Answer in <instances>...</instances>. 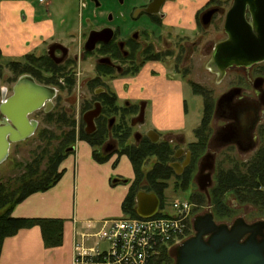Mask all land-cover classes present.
<instances>
[{"label":"flooded vegetation","instance_id":"flooded-vegetation-1","mask_svg":"<svg viewBox=\"0 0 264 264\" xmlns=\"http://www.w3.org/2000/svg\"><path fill=\"white\" fill-rule=\"evenodd\" d=\"M159 2H163L161 7H153V10L158 9V12L150 14L146 11L152 4H159ZM221 2H226V0H207L206 3L203 0H81L83 15L77 20V29L74 28L64 33L56 31L52 37L42 42L38 54L31 53L20 58L24 63L23 73L17 77L15 72L10 70L12 72L8 80L10 85L1 89L0 105L13 97L14 88L20 78L31 77L38 86L53 89L56 93L52 100L53 107L49 112L45 111L47 109L45 104L41 110L29 116L30 121L38 123L32 137L37 134L40 127L38 117L42 116L48 123L53 121L52 123L58 127L60 119L56 101L63 91L68 96L74 95L77 83L81 80L79 77L82 76L79 70L82 65L89 64L94 68V73L83 79L84 83L80 88L83 92L78 99L81 114L78 120L69 115L71 119H74L78 130L86 134L88 125L84 121V114L99 109V116L94 119L95 132L92 135L86 134L95 143L92 145L91 142H87L89 146L99 151L103 157H112L120 155L125 149H139L145 140L154 144L148 135L154 134L153 138L158 135V143L169 146L172 151V160L168 163V167L173 172L175 186L177 179L182 177L193 163L192 148L198 143V138L194 132L196 141L184 147L185 136L181 130L177 133L170 132L165 138H162L155 128L141 133L147 125L146 114L151 103L149 100L141 99L138 95L130 93L132 91L130 89L132 85L139 83L142 70L153 66V70L157 71L151 73L149 77L155 83H159L160 91H163L162 85H171L177 87L181 95L185 86L190 85L193 94L203 98L202 95L195 93L194 86L203 87L187 80V61L188 57L196 53L199 42L203 39L205 28H209L215 21V17L220 15L224 6ZM185 3H189L193 11L191 28L186 25L184 18L173 24L170 23L171 14L166 10V7L171 5L175 6L176 10L186 11L188 6ZM212 10H216L217 13L211 24L205 26L204 15ZM196 34H200L198 41L190 43L189 36ZM62 36L70 39L69 44L61 42ZM156 43L161 45V48L157 47ZM216 44L211 46V56ZM32 55L35 57L34 61L28 58ZM168 59L175 61V76L168 75L163 64ZM254 68L255 66L243 70L249 75L257 72L254 79L248 77V87H233L216 100L212 120L216 122V126L212 130L210 128L207 149L197 162L194 180L200 170L206 169L213 159L216 166L221 150L230 151L228 154L236 151L245 155L254 153L256 156L264 145V65H260L255 71ZM117 85L121 87L118 88ZM167 89L164 88V91ZM237 89L240 92H234L235 94L228 97L230 92ZM142 110H144L145 117L144 121L140 122ZM184 110L187 115L186 101H184ZM39 112L41 116L36 115ZM240 116L245 117L246 121L253 126H247L245 129L237 120ZM220 121H223L222 125H218ZM189 154L190 163L185 167ZM208 155L213 158L204 160ZM229 160L231 157L226 156L224 162ZM135 181L136 177L132 185ZM143 186L146 184L144 183ZM142 191L154 192L146 189ZM202 195L212 205L211 194L210 201L205 194L202 193Z\"/></svg>","mask_w":264,"mask_h":264},{"label":"rangeland","instance_id":"rangeland-1","mask_svg":"<svg viewBox=\"0 0 264 264\" xmlns=\"http://www.w3.org/2000/svg\"><path fill=\"white\" fill-rule=\"evenodd\" d=\"M28 1L33 2L34 6L39 10L40 16L37 19L38 21L46 16L47 11L45 7L49 5L48 2L50 0L45 3H40L38 2V0H28ZM52 1L54 2L53 6L51 7V10L53 12L52 16L55 23H58L59 25L57 26V28L59 29L58 32L64 33L66 30L72 31V29L75 28V25L77 27L78 26L77 20L79 16H81L80 18H82L83 15L81 0H52ZM221 3H223L224 6L220 15L215 17V21L209 28H205L203 39L201 42H199V46L197 47L196 53L188 57V61H187L188 66L186 68L187 76H188L187 80L190 82H195L196 84L201 85L204 89L211 91L210 93H212L211 97L213 98L214 104L216 103V100H218V98L223 93L229 91L231 88L248 87L249 85L247 84V79L249 76L252 79H254L257 76V72L249 75L243 71L244 69H236L229 71L226 78L222 82L217 83L216 75L212 74L207 69V63L211 57V46L226 38V33L224 32L225 15L232 5L231 4L232 0H230L229 2H221ZM63 13H66L67 15L64 19L65 21L63 20L64 23L60 25L59 21L60 19L63 18L62 17ZM63 36L60 38L61 42L63 41L69 44L70 39L69 38L65 39ZM199 37L200 34L191 35L189 36L188 41L190 43L198 41ZM156 45L157 47L161 48V45H159L158 43H156ZM39 51L40 48H38L34 52V54H38ZM17 61H21V59L4 57L0 55V64H4L2 75L0 77V92L1 89L10 85V82H8V80L9 77L12 75V72H10V69L5 64L8 62H17ZM174 62H175L174 59H168L165 61V63H163L168 71V75L170 76L171 75L175 76L176 74L174 71V66H175ZM260 65L263 66L264 63ZM260 65H256L253 70L254 71L258 70V67ZM79 71L82 73V76L79 77V79L81 80H79L77 83L74 95L68 96V94L63 91L61 92V96H59L58 100L56 101L57 109H59L58 112L60 115L67 113L68 115L77 118V120L79 119V116L82 111L81 105L79 104L78 101V99L83 93L80 90V88L81 85L84 83L83 79H85L86 76L92 75V73H94V68L89 64H84L82 65ZM154 71L157 70H153V66L146 67L144 71L142 70V77L145 76L149 78V75H151V73H154ZM160 71L164 72V70L163 71L160 70ZM161 75L163 76V74H160V76ZM178 78H180V76H178ZM163 87L165 89L169 87L166 91L168 97H166L165 100L157 102L159 108H161L160 112L154 111L155 109L154 103L152 100H150L151 107L146 114L147 125L141 130V133L151 131L153 128H155L158 134L162 138H165L168 133L170 132L177 133L181 130V133L185 136L184 147H188L189 143L196 141L194 132L202 123L203 115H204L205 99L200 96L194 95L192 92V87L190 85L185 86L184 91L181 95L177 87H172L171 85L168 86L163 85L162 88ZM132 88L130 89V91L132 90ZM184 101H186L188 105L187 115L184 110ZM163 109L166 110V112L167 111L169 112V115L172 118L170 119L171 125H174L175 127L176 125H178L181 129L168 130L169 131L168 132L162 130L163 125L157 126L155 124V121H158V119H160V121H162L164 125L168 123L169 120L166 119L167 114L164 115L163 113H161ZM40 114L41 113L39 112L36 115L41 116ZM155 114L158 115L154 116ZM38 118L40 120V127L37 131V134L25 142L12 145L8 160L2 166H0V183L7 184L10 187L11 186L15 187V185H17V183L19 182L20 178H22V176L26 174L30 166L37 168L38 169L37 173L41 175L44 172H48L49 170H52L55 166V163H57L58 165L54 169L55 174L52 176V179H54L57 175L59 176L62 174L63 172L62 166L64 163H66L68 159L77 158L78 153L82 149V146L84 145L89 146V144L86 141L82 140L81 132L80 130H78L77 126L75 130H73L75 134V137L73 139L71 137V133H73L72 127L69 126L66 120H65L66 122H62L63 120L60 119L61 123L58 127H56L52 123L53 121L48 123L43 119L42 116ZM70 120L71 119H69V121ZM222 124L223 121H220L218 123V125H222ZM215 126H216V122L212 121L210 125L211 130L212 128L214 129ZM42 132L44 133V135L42 134ZM73 148H75V150L71 151V149ZM89 148L91 149L90 152L92 153V158L95 160L94 157L95 149L91 147ZM228 152L230 151L223 149L220 151V155L217 157L215 172L213 176L214 187L217 184L216 179L218 178L219 170L223 169L226 172L235 170L238 173H240V175L247 176L251 168L250 163H252L255 160L254 153H249L245 155V154H239L236 151L234 152L231 151V153L229 154ZM97 153L99 154V151ZM123 156L121 155L112 156V158L117 157V160L114 162V166H116L119 158ZM226 156L231 157V160L224 162ZM54 157H56L55 158L56 160L51 161L52 158ZM59 159L61 160L58 163ZM156 161L157 159L154 157L149 159L142 169L143 173L147 174V172L153 170ZM99 164H105V163H99ZM174 183H175V178L172 177L167 182V188L164 193L165 207L167 209L170 208L171 204L174 202L189 201L191 203H194L196 207H194L192 213L193 220L196 216L208 212V209H211L212 212L215 211V208L213 207V205L209 204L207 198H205L204 200L205 202L203 204V207H200L199 204H197V201L201 199L200 195L202 193L199 191L198 186L195 183V180H193V182L190 184V186L186 191L176 190ZM135 202L137 205V199H135ZM224 203L230 209L231 216L223 220L217 219L216 221L219 223H233V221L238 217H245L248 223H252L254 221L264 219V210H261L260 208L254 206V204L250 202H242L240 198L237 197L236 193H234V191H228L226 193V195L224 196ZM88 243L89 246L97 245L99 244V239L98 238L92 239V237H90L88 239ZM77 244L79 246L82 245L80 240L78 241ZM101 248H107V246L101 243ZM173 249L168 250L170 251L171 255ZM173 264H175V259Z\"/></svg>","mask_w":264,"mask_h":264},{"label":"crops","instance_id":"crops-1","mask_svg":"<svg viewBox=\"0 0 264 264\" xmlns=\"http://www.w3.org/2000/svg\"><path fill=\"white\" fill-rule=\"evenodd\" d=\"M206 1L203 0L204 3ZM48 3L49 5H45L46 16L38 21L39 10L33 2L0 0L1 56L22 58L34 53L45 39L58 32L59 25L53 20L51 10L54 2L50 0ZM185 5L188 6L186 11L176 10L171 5L166 10L171 14L170 23L184 18L186 25L191 28L193 11L189 3ZM66 15L63 13L60 25L64 23ZM158 84L144 76L137 85H132L130 93L141 99L152 100L154 111L160 112L157 102L165 100L168 95L164 89L160 91ZM119 86L117 85L118 88ZM161 113L167 114L166 119L169 121L164 125L158 119L155 121L157 126L163 125L164 131L181 129L178 125H171L172 118L168 111L163 109ZM89 147L82 146L77 158H70L63 164L62 178L52 189L29 196L12 214L16 219L64 221L63 245L47 249L40 227L24 229L5 240L0 264H73L75 246L79 240L86 248L96 247L100 243L89 246L88 239H97L95 236L106 221L128 217L123 210V204L136 177L131 161L123 156L119 158L116 166L114 162L117 157L105 164H99L92 158Z\"/></svg>","mask_w":264,"mask_h":264},{"label":"water","instance_id":"water-1","mask_svg":"<svg viewBox=\"0 0 264 264\" xmlns=\"http://www.w3.org/2000/svg\"><path fill=\"white\" fill-rule=\"evenodd\" d=\"M162 4H152L146 11L154 14L158 9L153 10V7L159 8ZM216 13L212 10L204 15L205 26L211 24ZM224 32L226 38L214 46L207 64V69L217 76L218 83L226 78L229 71L264 63V0H233L225 17ZM234 92L240 90L230 92L228 97ZM55 96L53 89L38 86L31 77L20 78L13 97L0 105V166L8 160L12 144L24 142L34 135L38 123L30 121L29 116L45 104V111L49 112ZM99 113L98 109L84 114L87 135L95 132L94 119ZM144 117L142 110L139 121L143 122ZM237 120L245 129L253 126L245 117L240 116ZM153 135L150 133L148 136L157 144L159 136L153 138ZM211 157L208 155L204 160ZM188 158L185 167L190 163V154ZM214 172L213 159L195 178L199 191L209 201ZM160 209L161 200L156 193L138 192L135 212L139 218H153L160 213ZM192 225L194 234L172 251L175 264H264V219L248 223L245 217H238L233 223H219L209 209L205 214L196 216Z\"/></svg>","mask_w":264,"mask_h":264},{"label":"trees","instance_id":"trees-1","mask_svg":"<svg viewBox=\"0 0 264 264\" xmlns=\"http://www.w3.org/2000/svg\"><path fill=\"white\" fill-rule=\"evenodd\" d=\"M229 1L230 0H226V2ZM28 58L30 61L35 60L33 55ZM23 64V61H17L8 62L5 65L15 72L17 77H19L23 73ZM3 67L4 64H0V77L2 75ZM194 91L196 94L202 95L205 99L204 115L201 125L195 130L198 143L194 144L192 148L194 154L193 163L186 173L177 179L175 185V189L181 191H186L193 182L197 171V162L207 149L210 125L215 108L210 91L199 86H194ZM58 115L59 119L63 120L62 122L67 121L69 126L72 127L73 133H71V137L74 139L75 134L73 130H75L76 127L74 119H71L67 113L63 115L58 113ZM51 116V118H53V115ZM69 119L71 120L69 121ZM42 134L44 135L43 132ZM81 138L83 141L91 142L92 145H95L93 140L90 137H87L83 131H81ZM120 155H125L130 159L136 175V181L134 185H132L130 193L123 204V210L127 216L138 218L135 212V199H137L138 192L143 189L154 191L159 196L161 200V210H163L165 207L164 193L167 188V182L173 177V172L168 167V163L172 160V151L170 147L163 143L152 144L150 141L145 140L144 144H142L139 149H125ZM94 157L99 163H106L112 158L111 156L103 157L98 154L97 151L94 152ZM152 157L157 159L154 169L147 172V174H144L142 169ZM55 158L56 157L52 158L51 161H55ZM60 160L61 159L58 160V163ZM57 165L58 164L55 163L52 170L44 172L41 175L37 173V168L30 166L26 174L20 178L15 187L0 183V258L6 239L16 236L21 230L31 229L33 227H40L42 229L47 249H54L63 245L64 221L48 219H16L12 216L15 208L29 196L36 193L47 192L61 180L63 174L59 176L57 175L52 179V176L55 174L54 169ZM250 165V172L247 176H242L235 170L229 172H226L223 169L219 170L218 178L216 179L217 184L210 191L212 205L215 208L213 214L215 215L216 220H223L231 216L230 209L224 203V196L228 191H234L242 202H250L254 204V206L264 210V145ZM144 183L146 186L142 187ZM200 197L201 199L197 201V204L203 206L206 197L202 194ZM192 234L193 233L191 232L189 236ZM173 263L174 259L167 248L162 250L161 256L154 262V264Z\"/></svg>","mask_w":264,"mask_h":264},{"label":"built area","instance_id":"built-area-1","mask_svg":"<svg viewBox=\"0 0 264 264\" xmlns=\"http://www.w3.org/2000/svg\"><path fill=\"white\" fill-rule=\"evenodd\" d=\"M194 207V203L179 201L150 219L106 221L95 236L100 245L86 248L76 244L73 264H154L164 248L173 249L193 233ZM101 243L107 248H101Z\"/></svg>","mask_w":264,"mask_h":264}]
</instances>
